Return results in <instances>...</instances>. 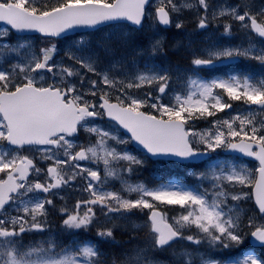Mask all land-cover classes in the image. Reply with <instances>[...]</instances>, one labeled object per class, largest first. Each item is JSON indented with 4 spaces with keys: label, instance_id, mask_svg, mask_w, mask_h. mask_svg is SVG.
<instances>
[{
    "label": "snow or ice",
    "instance_id": "obj_1",
    "mask_svg": "<svg viewBox=\"0 0 264 264\" xmlns=\"http://www.w3.org/2000/svg\"><path fill=\"white\" fill-rule=\"evenodd\" d=\"M148 4L149 0H0V22L8 26L0 31V56L19 55L20 49L30 48L22 43L11 46L13 32L39 33L50 45L38 53L31 52L10 68L0 65V144L10 146L0 151V264H106L101 258L104 254L91 241H73L67 248H61L51 237L35 245L22 243V234L47 230L46 220L40 218L47 217L46 206H54L48 197L56 194L53 190L62 189L77 177L85 180L84 191L89 198L78 200L74 211L61 208L66 217L62 230L90 229L97 224L98 210L112 226L98 227L96 235L108 240L113 238V229L118 226L113 221L135 210L147 215L145 227L150 224L154 249L171 246L177 239L193 245L207 241L209 249L213 250L235 249L245 243L249 234L254 243L264 246V222L257 223L258 218L264 221V121L257 124L237 115L231 120L217 121L213 129L199 133L191 131L189 124L191 120L214 116L216 112L231 108L223 95L231 101L257 105L264 111V79L230 73L226 78L205 81L194 72L188 77L187 94L178 93L174 102L164 103L163 96L171 79L168 69L147 68L127 82L113 78L115 64L121 63L116 53L135 43L134 38L124 32H119L113 40L114 33L110 31L96 41L89 33H83L84 38L74 41L66 52L70 61L99 77V80L89 81L91 87L87 91L81 90L82 75L71 66L53 61L57 46L52 40L66 38L69 31L116 30L122 27V22L142 26L146 17L167 27L173 23L172 14L184 8L195 9L198 28L206 29L207 13L213 7L210 0H180L179 3L158 0L153 17L146 10ZM217 8L213 19L231 17L239 21L245 31L250 28L264 37V8L253 14L247 0L240 5H219ZM175 27L180 29L183 25L176 23ZM230 32L231 25L226 24L224 34L230 35ZM151 50L159 52L160 41L153 43ZM205 53L195 55L192 60L196 69L212 68L218 61L236 62L240 58L255 60L264 66V47L256 48L251 42L249 47L213 46ZM101 54L111 57L108 64L101 63ZM43 72L52 74L51 83L41 75ZM71 77H79L81 85L72 83L68 79ZM145 83L156 85L160 95L148 93L147 97H138L129 91ZM99 84L106 85L108 90L98 92ZM114 91L119 94L112 103ZM146 107L153 112L143 111ZM105 116L130 133V137L118 136L112 128L95 123ZM236 121H239L238 128ZM80 129L89 135L87 144L78 145L74 139H69L76 137ZM92 137L95 143L91 142ZM236 140L239 142H234ZM131 142L146 155L174 159L186 168L203 163L204 158L218 149L254 157L259 161L256 169L259 177L254 182L253 193L259 217L248 216L245 227L240 212L236 211L238 202L247 197L243 191H236V186L243 188L253 183L251 174L243 166L229 165L227 169L213 166L204 171H189L188 175L198 182L195 187L166 183L163 178L153 187L129 183L124 174L134 175L145 162L126 147ZM23 151L37 152L41 159L51 161L46 173L34 163V156L21 155ZM79 161L90 162L95 167L82 166ZM101 163L103 176L99 168ZM33 171L37 177L34 180L30 178ZM41 175L45 176L43 181L38 178ZM110 179H120L123 190H110ZM206 180L210 188L204 187ZM229 199L237 203L229 205ZM6 205L17 214L6 213ZM162 205L178 206L183 211L173 218L174 223H169ZM193 227L197 230L195 234L185 235L182 231ZM142 260L146 261V256L140 250L124 264H141ZM197 261L199 264H264V257L248 251L242 258L225 261L193 249L183 253L180 264H197Z\"/></svg>",
    "mask_w": 264,
    "mask_h": 264
},
{
    "label": "rangeland",
    "instance_id": "obj_2",
    "mask_svg": "<svg viewBox=\"0 0 264 264\" xmlns=\"http://www.w3.org/2000/svg\"><path fill=\"white\" fill-rule=\"evenodd\" d=\"M253 1H255V2L251 3L248 1V4L251 6V8L253 10V14H255L261 8H264V7L261 6V3L259 0H253ZM177 2L179 3L180 0H177ZM242 3H244L243 0H236V5H240ZM156 6H158V0H154L153 4L150 6L151 8L148 10V12H151L153 17H154L153 9ZM193 10L194 9L184 8L180 12V14L185 13V12L186 13L192 12ZM178 14L179 13H173L174 16H177ZM178 22H181V20H178L175 17V20L173 21V23H174L173 27H175V24ZM156 27L157 26H156V23H154V20L146 17V22H145L142 30L140 31V33H142V35L141 34H135L136 32L131 30L126 25H122L121 28L116 29V30L104 28L101 31H99L98 33L90 34V37L93 41L101 39L103 36H105V34H107L110 31H112L114 33L113 34V40H115V37L119 32L128 33L131 37L134 38L135 43L131 47L120 48L119 51L116 53V59L121 60V63L115 64V68H114V72H113V78L114 79L123 80V81L127 82L130 79H134L135 76H137L138 74L145 72V70L147 68H157L153 64L154 53L151 50V45L153 43H155L157 40L161 41V39H159V36H155ZM3 29L4 28H0V31H3ZM142 37L149 38L148 41L146 42V44H144L145 47H143V45H140V39ZM83 38L84 37H78V38H74L71 40L63 41L62 43L56 42L55 44L57 46V50H56V53L54 54L53 61L57 64L62 63L64 66H71L74 71H76L80 75H82L84 77V82H83V86H82L81 90L87 91L91 87L89 81L90 80H99V77H97L95 74H94V76H89L86 69H81L79 64H76L74 61H70L66 55V52L72 46L74 41L81 40ZM35 39H37V38H30L28 40H26V39L22 40L21 38H17V37L12 35L10 38V41H9L11 46H18V44L22 43V44H25L26 46H30V48L25 47L23 49H20L19 55H17L16 53H10V54H7L5 56H0V65H2L4 68H10L12 64L18 63L23 58L28 57L31 52H37L38 53L41 48H44L46 46H50L48 42H44V43L38 42L37 43V42H35L36 41ZM236 39H237L238 43L241 42V44H242L239 46L249 47V44L251 42L252 44L255 45L256 48H260L259 46H257V43H255L254 40L256 38L250 33V30L248 29L247 31H245L244 29H242L239 21H237V26H236ZM52 43H54V42H52ZM77 54H80V53H77ZM85 54H87V53H85ZM110 60H111L110 56L106 57L103 54H101V63L108 64V62ZM24 62H27V61L25 60ZM112 63H114V61H112ZM41 75L44 76V78L48 81V83L52 82V80H51L52 74L51 73L43 72V73H41ZM170 78L171 79H170L169 87H168V89H166V93L163 96V102L164 103L174 102V97L178 93L184 94V95L187 94V86L185 85L183 79L181 78V76L179 74L175 75V76L172 75V76H170ZM37 79H39V76L37 77ZM68 79L72 83H74L78 86L81 85V81H80L79 77H71ZM101 89L108 90L106 85L99 84L97 91L99 92ZM129 91L133 95H136L138 97H147L148 93L152 94V91L157 92L158 87L156 85H149V84L145 83L140 88H133V89H130ZM118 94H119L118 92L114 91L112 93V100L111 101L116 102L115 97ZM98 97L99 96L96 97V100L98 99ZM88 99L91 100L92 97L89 96ZM148 110L150 113L153 112V110L151 108H148ZM222 112H224V110L216 112V114L222 113ZM237 115L252 119L254 123L258 124L261 121L260 117L263 115V112H258L255 110H248V112H247L243 108H240L237 110L234 109L230 114L222 113L220 116L216 117L215 119H212L213 116H208L206 118H200V119H194V120L189 121V124L191 126V131L199 133V132H204V131H208L210 129H213V125L217 121H223L225 119L231 120L232 117L237 116ZM207 118H210L209 124L206 127H200L201 126L199 124L200 120L204 121ZM113 126L114 125L107 126L104 128H112L116 135L124 137L119 132V130L115 126L114 127ZM235 126L237 128L239 127V121H236ZM75 143L78 145L80 144V142L77 140H75ZM117 147H121V146L117 145ZM126 147H128V149H129V145H127ZM199 147L203 148V145H199ZM8 148L9 147L6 146L5 144H0V151H5ZM218 150H220V149H218ZM130 151H132V150H130ZM20 154L21 155L34 156L35 157L34 160H37V163H38L37 166L42 168L44 170V173H46V166H48L51 163V161H46V160L41 159L40 154L37 152L30 153L28 151H23ZM136 155L144 158V161L146 160L145 157L142 156L140 153L136 154ZM61 158H63V157H61ZM122 163H125V165H126V162H122ZM145 165L146 164L144 163L143 166H145ZM229 165L243 166L244 168H246L249 171V173L251 174V179H252V181H254L255 171H256L254 165L246 164L245 162H242L240 160L223 158L221 155H218V154H216L214 157H212L209 162L202 165V167L200 168V171H204L206 168L213 167V166H215L217 168L223 167V168L227 169L229 167ZM83 166L95 167L90 162H86V164ZM142 167H140L137 170V172L134 175H131L130 177L127 176V174H124L125 178L131 184L145 183L149 187L155 186L156 183H154L152 185L147 183L150 181V178L147 175H143V172L140 171ZM65 168H66V166H65ZM99 168H100L101 174L103 176L104 166L102 163L99 165ZM150 169L151 168H149L148 171H150ZM67 174H70V169H67ZM0 175H2V174H0ZM40 177H45V176L41 175ZM40 177H38V178H40ZM190 178H191V181L188 180V182H183V183L175 181V180H170L168 182L179 183V184L187 185L189 187H195L198 182L194 178H192L191 176H190ZM33 179H37L34 171H33ZM83 181H84L83 179H81L80 177H77L76 180L69 182L70 189L69 188L65 189L66 188L65 187V188L56 190V191H54L56 193L55 195H51L48 197V198L53 200L54 206H46L47 212L50 215H47L46 218L45 217L40 218L42 220H46L47 230L45 232L31 231V232H26V233L22 234L23 235L22 243L25 246L30 245L31 241L33 242V245L39 244L40 242L46 241L49 237L52 238L54 235L62 237V236H67L69 234H71V235L78 234V235H82L84 238L87 239L91 235L97 236L96 233H97L98 227L105 226V225L108 227L112 226L111 224L107 223L105 218L97 210V224L94 226H91L90 229H87V230L80 229V230H71V231L62 230L63 219L66 217L61 213V208L67 207L69 211H74L75 210V204L78 200L89 198V194L86 191H84V188H86V182L83 183ZM252 184H250L246 187H249ZM203 185H204V187H208V188L211 187V185L209 184V182L207 180L203 182ZM108 187L110 190H121L122 191L124 185L122 184L120 179H110ZM236 191H243L244 193L247 194V197L245 199L238 202L239 203V209L236 210V211L240 212L242 219H244V220L246 219V221H243V224L246 227L247 223H248L247 217L252 216L251 213L249 212V205L247 206L245 203L248 200L250 201V193L249 192L247 193V191L245 190V187L241 188L239 185L236 186ZM124 194L126 196L128 195L127 193H124ZM132 195H133V198H135V194H132ZM209 203H211V195H209ZM235 203H237V202H232L229 199V205H232ZM162 207L165 208V206H163V205H162ZM177 208H179V207L178 206H168V209L170 210L169 218H170L172 223H174L173 218L179 215L173 211V210H176ZM81 211H83V209H81ZM5 212L10 214V215H16L17 214L15 211H12L10 208H8ZM21 215H22V213H21ZM146 222H147V219L145 217V214H143L139 211H135V210L132 214L127 215L125 218L117 219V220L113 221V223L118 225L117 227H115L113 229V231H121V232L140 231L139 236H137L138 241H135L133 243H123L122 248L124 249L125 246L131 247V251H128V252L130 254V257L133 258V257H135L136 253L138 251H140L139 250L140 246L143 247L142 250H143L144 256H146V261L142 260L141 264H148V262H150V264H177L176 262L172 263L170 261H166L165 259H163L161 257H155L154 256L153 248H152L151 243H150L153 240V236L151 234L148 235L146 230H148V228L150 229V226L145 227ZM262 222H264V221L259 220V218L257 219V223H262ZM182 231L185 233V235L195 234L197 232V230L194 227L191 230L182 229ZM135 234L137 235V233H135ZM33 235H35V237L31 238V236H33ZM25 236H27V238H25ZM42 237H43V239H42ZM90 239L91 238H89V240ZM68 240H70V238ZM79 241H81V240L79 239ZM179 247H181V248L186 247V248H188L189 251L193 250V249H199V252L201 254L207 253L210 256H212V254L215 251L213 249H209L207 241H204V243L202 245H193V244H191V242H189L187 240H183L182 244ZM197 264H199L198 261H197Z\"/></svg>",
    "mask_w": 264,
    "mask_h": 264
},
{
    "label": "flooded vegetation",
    "instance_id": "obj_3",
    "mask_svg": "<svg viewBox=\"0 0 264 264\" xmlns=\"http://www.w3.org/2000/svg\"><path fill=\"white\" fill-rule=\"evenodd\" d=\"M216 11H218V8H216L214 12ZM212 16L211 18H208L209 23L206 29H200L198 28L197 23L194 24V28L196 29V37L192 38L189 44L184 45V47L186 46L184 51L186 53L193 52V55H191V57L186 56L182 61L183 70L185 73H189L190 71L198 72L201 75L207 76L208 79L214 78L219 73H223L226 75L230 73H234L236 72V66H237V62L231 64H224L220 66V62L218 61L216 65L212 68L196 69L195 66L192 64V60L195 58V55L205 53L206 49L212 48L213 46L217 48L233 46L234 39L231 38V32L230 35L224 34V28L226 23H224L223 28H220V25H216V23L212 21L215 20L212 18ZM220 18H223L224 20H228L231 25V17H220ZM221 36H223V38H221Z\"/></svg>",
    "mask_w": 264,
    "mask_h": 264
},
{
    "label": "bare ground",
    "instance_id": "obj_4",
    "mask_svg": "<svg viewBox=\"0 0 264 264\" xmlns=\"http://www.w3.org/2000/svg\"><path fill=\"white\" fill-rule=\"evenodd\" d=\"M174 16V15H173ZM178 19L181 20L182 25H183V29L181 31H176L174 33H172L169 36V41H171L173 48H174V54L173 57L176 58L177 60H182L186 57V56H190L193 55V52L190 53H186L182 48L181 45L184 44H189L190 40L192 38L196 37V29L194 28V24L199 20L198 19V14L195 12H188V13H182V14H178L177 16H174V19ZM149 38L147 37H142L140 39V45H143V47H145L144 44H146V42L148 41ZM176 53V54H175ZM241 71L243 72H248V65H245L241 68Z\"/></svg>",
    "mask_w": 264,
    "mask_h": 264
},
{
    "label": "water",
    "instance_id": "obj_5",
    "mask_svg": "<svg viewBox=\"0 0 264 264\" xmlns=\"http://www.w3.org/2000/svg\"><path fill=\"white\" fill-rule=\"evenodd\" d=\"M128 23H130V22H128ZM131 24V23H130ZM0 25H4L3 24V22H0ZM132 25V24H131ZM133 26H135V27H140V26H136V25H133ZM165 27V26H164ZM83 30H89V29H76L75 30V32H79V31H83ZM70 32H74V31H69V32H67V33H70ZM66 33V34H67ZM17 34H39V33H35V32H25V33H17ZM262 38H264V37H262ZM107 118V117H106ZM108 119V118H107ZM122 129V128H121ZM123 130V132L126 134V135H128V136H130V133H127V131L126 130H124V129H122ZM133 143V146L134 147H136V148H138V149H140V147L138 146V145H136V143L135 142H132ZM141 150V149H140ZM227 153L228 154H234V155H237V156H240V157H244V158H248V159H250V160H253V161H258V160H256L254 157H248V156H245L244 154H242V153H239V152H235V151H229V150H227ZM151 160H172V161H175V162H177L176 160H174V159H170V158H164V157H151L150 155H147ZM205 159V158H204ZM259 162V161H258ZM258 177H259V174L257 173V178L256 179H258ZM254 187H255V184H254ZM254 187H253V189H252V197H253V200H254V203H255V196H254ZM255 205H256V203H255ZM257 207V206H256ZM258 209V208H257ZM259 211V210H258ZM250 243L252 244V245H255V246H261L260 244H259V242H253V239L250 237Z\"/></svg>",
    "mask_w": 264,
    "mask_h": 264
},
{
    "label": "trees",
    "instance_id": "obj_6",
    "mask_svg": "<svg viewBox=\"0 0 264 264\" xmlns=\"http://www.w3.org/2000/svg\"><path fill=\"white\" fill-rule=\"evenodd\" d=\"M110 248H112V247L110 246ZM174 252H175V251H174ZM174 252H172V254H173ZM105 254H107V255H108V254L112 255V257L117 258L118 261H120V259H121V258H120L121 255H120L119 253H113L112 251H109V250H108V252H106V253L104 252V255H105ZM175 255H176V254H174L173 257H175Z\"/></svg>",
    "mask_w": 264,
    "mask_h": 264
}]
</instances>
